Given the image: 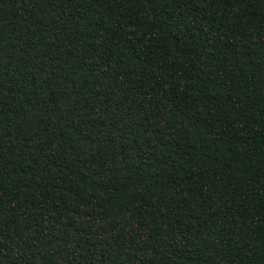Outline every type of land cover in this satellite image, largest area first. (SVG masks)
Masks as SVG:
<instances>
[{
	"label": "trees",
	"instance_id": "16d2710c",
	"mask_svg": "<svg viewBox=\"0 0 264 264\" xmlns=\"http://www.w3.org/2000/svg\"><path fill=\"white\" fill-rule=\"evenodd\" d=\"M0 264H264V0H0Z\"/></svg>",
	"mask_w": 264,
	"mask_h": 264
}]
</instances>
